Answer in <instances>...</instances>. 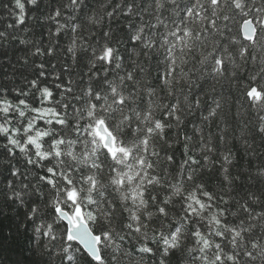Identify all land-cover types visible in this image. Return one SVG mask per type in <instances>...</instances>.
<instances>
[{
    "label": "trees",
    "instance_id": "16d2710c",
    "mask_svg": "<svg viewBox=\"0 0 264 264\" xmlns=\"http://www.w3.org/2000/svg\"><path fill=\"white\" fill-rule=\"evenodd\" d=\"M242 4V8H237L234 0H36L35 4L32 0H0V93L7 92L15 104L18 91L19 99L35 105L39 88L46 86L54 91L51 104L40 105L39 118L55 119L50 109L64 113L62 118L68 123L59 129L50 127V131L62 133L66 140L72 139L73 144L67 145L65 151L72 150L76 159L73 161L65 155L62 161L54 158L52 163L65 172L71 169L69 178L85 193L89 185L82 182V175H93L104 184L107 197L117 204L113 224L122 236L127 235L122 228L125 216L120 214L123 196H127L130 207L145 211L139 200L132 198L133 192L145 188L158 198L155 202L148 201L150 206L146 210L155 213L161 193L171 194L172 185L182 183L188 191L190 185L194 187L198 183L205 186L197 191L201 198L209 190L213 199L206 202L209 216L202 215L203 219L196 223L203 224L210 214L219 216L216 210L223 208L228 225L242 232L233 248L228 228L204 225L202 230L210 241V259L215 254L211 250L219 242L225 256L239 254V264H264V256L255 255L250 260L244 255L259 251L251 248L253 240L264 249V133L257 131L264 117V106L253 109L245 95L253 85L264 88V0H242ZM245 19H252L258 25L252 41L245 40L240 33V24ZM136 35L139 40L133 42L131 37ZM73 41L76 47L70 53L68 49ZM109 45L114 51L111 64L98 59ZM38 48L43 54L37 53ZM48 49L52 50L51 55ZM217 59H223L222 71L217 70ZM128 73L132 74L131 80ZM33 80L37 88H33ZM192 80L197 81L193 85L195 92L188 87ZM113 87L115 93L111 91ZM89 88L92 96L88 94ZM97 91L100 101L93 110ZM25 92L28 95H23ZM201 93L205 94V100L212 95L225 104L226 114L232 120L228 131L220 133L216 121L204 119L206 105L196 108L195 101ZM121 96L123 105L116 103ZM172 104L177 107L169 111ZM20 110L25 116L20 117L13 108L7 127L20 131L30 117L37 119L28 107L22 106ZM89 111H94L93 119L108 120L111 132L118 138L113 140L114 151H119L121 142L129 149L117 157L118 164L103 151V137L93 142L85 136L83 128L90 123L86 117ZM156 120L163 121V133L155 128ZM72 125H78L79 129ZM197 125L201 128L199 135L195 131ZM78 130L79 135H75ZM14 138L20 140L23 136ZM29 155V152L16 151L15 146L0 138V264H61V257L54 253L66 242L63 224L57 227L60 236L52 245V253L45 251L46 241L36 247L31 242L35 225L51 219V202L47 195L41 200L36 194V189L45 192L47 189L38 179L35 158L31 165L26 162ZM223 155L228 156L230 164L222 159ZM189 157H195L198 163L191 164ZM13 167L26 173L27 181L13 177L10 174ZM225 167L228 172L222 171ZM113 170L124 179L118 196L111 186ZM154 176L160 184L149 187L148 181ZM189 176L193 181H188ZM9 181L13 184L11 189ZM24 183L29 184L27 189ZM57 184L60 186L59 180ZM15 191L21 193L20 198L8 199ZM181 197H172L167 220L156 213L152 216L157 231L162 229L167 233L169 227L181 222L184 216ZM96 199L100 200L99 193ZM102 202L107 208L108 200ZM208 203L213 206L210 210ZM33 204L38 213L36 219L29 221L27 216ZM92 209L97 210L98 205ZM24 224L28 225L26 230L21 227ZM194 226L182 227V248L167 257L166 264H202L189 259L192 253L188 250H195L189 234ZM217 231L224 232V237L217 240ZM9 232L11 235L5 238ZM208 232L212 235H207ZM145 236L148 241L157 240L154 245L157 256L140 258L133 253L125 257L121 253L126 264H152L153 261L158 264L161 238L154 237L151 228L132 237L138 240ZM132 237L122 242L127 251H131L136 241ZM117 242H121L118 237ZM79 264L85 261L80 260Z\"/></svg>",
    "mask_w": 264,
    "mask_h": 264
},
{
    "label": "snow or ice",
    "instance_id": "6c2138e0",
    "mask_svg": "<svg viewBox=\"0 0 264 264\" xmlns=\"http://www.w3.org/2000/svg\"><path fill=\"white\" fill-rule=\"evenodd\" d=\"M73 2H75V0H73ZM20 7L22 8L23 5L21 4ZM56 15H59V12H57ZM109 15H111V13H109ZM20 19L22 21L23 17ZM61 27H63V25H61ZM75 31L76 28L74 27L73 32ZM57 33H59V29H57ZM131 40L133 42L138 41L139 35L132 36ZM21 43H23V41H21ZM36 51L37 53L43 54L42 50L39 48ZM68 51L70 52L69 49ZM51 53L52 50L48 49V54L51 55ZM113 55V48L109 45L103 49V53L98 56V59L111 64L113 62ZM216 64L218 65L217 70H221L224 67L223 59H217ZM43 67V65L40 66L41 69H43ZM116 67L119 68L120 65L117 64ZM128 78L131 80V73H128ZM31 83L33 88L38 87L35 80ZM57 87L59 88L60 86L58 85ZM66 90L71 91V89ZM111 91L115 93L116 89L113 87ZM88 94L89 96H92L91 88L88 89ZM23 95H28V93L25 92ZM247 95L257 103H264V88L260 86L253 85L249 87ZM15 96L17 97V100L16 103L13 104L12 100L8 98L7 92L0 93V117L7 118V120L0 119V138L5 139L8 144L15 146L16 151L20 153L29 152L30 155L26 158V162L29 165L32 164L33 158L37 161L35 167L39 170L38 179L42 186L47 189V192L36 189V194L41 200H43L47 195L51 202L49 206L50 215L55 216L58 221L56 227L61 224L66 227V232L64 233L63 238L67 241V244L62 247V252L55 251L54 254L61 257V264H73L74 256L71 245L75 243L77 249L88 256L90 264H104V241L112 240L114 234L106 232L104 235H101L98 232L93 231L91 224L97 215V212L93 211L92 206L97 205V194L105 192V189L100 187L97 177L93 175H82V182H86L89 185L87 193H85L81 187L77 186L75 181L69 178L72 174L71 169H69L68 172H65L62 168H59L57 165L52 163L54 158H57L58 161H62L65 155L70 156L73 161L76 159L72 150L65 151L67 145L73 144L72 139L68 138L66 140L62 133L57 131L53 134V132L50 131V127L51 129H59L63 128L65 124L68 123L62 118L64 113L56 109H50V111L55 113V119L39 118L42 115L40 105L51 104L52 100L55 99L54 91L46 86L39 88V97H42L43 99L38 97L35 105H29L27 101L19 99L21 93L18 91L15 93ZM99 101L100 93L97 91L95 94V100L92 104L93 110L97 107V103ZM116 103L123 105L125 103L123 96L116 100ZM22 106L28 107L32 117H36L37 119L32 120L30 117L28 121L24 122L20 131L16 128L7 127L6 124L10 123L13 116V108H15V111L19 113L20 117L25 116V112L20 110ZM64 107L68 108L70 106L64 105ZM76 110L78 109H74V111ZM210 115L214 116L215 111L212 110ZM94 116V111L86 113V117L90 121V123L85 124L83 128L86 137H91L93 142L99 141L101 137L99 135L98 126H102L103 128L108 129L113 140L118 139L115 134L111 132V127L109 126L106 118L99 117L93 119ZM176 119H180L179 115L176 116ZM204 119L208 120L209 117H204ZM72 126L79 129L78 125ZM159 127L160 125L158 122L157 128ZM148 131L151 132L152 129L150 128ZM75 135H79V130L75 133ZM15 136H23V139H15ZM185 138L187 139V137ZM187 150V146H185V151ZM212 150V148H208V151ZM103 151L108 154L109 158L112 159L114 163L118 164L119 160L117 157L123 155L126 151H129V149H126L121 142L120 149L117 152L114 151L113 148L107 144V142H105ZM12 154L15 155L16 153L12 152ZM85 156H87V153H85ZM204 159L206 160L207 157L205 156ZM222 159L228 164L231 163L227 155H223ZM169 160H172V157H169ZM190 162L193 165L198 163L195 157H193ZM222 171L228 172L229 169L225 167ZM10 174L13 177L19 176L25 181L28 179L26 173L22 174L19 169L15 167L11 169ZM188 178L190 179L191 177L189 176ZM58 180L60 181V186L57 184ZM152 184V180H149V187L152 186ZM111 186L114 192H117L120 188L124 187V179L115 170H113ZM12 187L13 184L9 181L8 188L11 189ZM23 187L27 189L29 184L24 183ZM200 187L202 189L205 188L204 185H201ZM20 196L21 193L19 191H15L7 198L10 200H18ZM165 196L168 197V199H165ZM132 198L134 200L138 199L141 208L145 211L138 212L135 206H129L127 196L122 197L120 203H123L125 207L122 208L121 211L122 213H126L122 228L127 231V235L122 238L118 237L121 242L119 243V246H116V250L112 256L113 260L116 256L121 255L120 247H123L122 242L124 240H130L133 235H138L151 228L154 237L159 236L161 238L159 241L158 264H166V258L175 254L178 249L182 248L181 240L184 238L182 236V227L184 225L195 224L189 233L192 239V244L195 246L194 251L192 248L188 250L192 253L189 257L191 261H202V264H225V261L227 260L228 264H239V254L229 253L225 256L223 254L225 250L219 242H216L214 249L211 250L214 251L215 254L210 259V241L206 238L205 232L202 230L204 225H207L208 228H211L212 225H216L217 227L223 225L225 228H228V230L232 233L231 239L233 248L236 246V237L242 235L241 231H237L236 228L228 225L227 213L223 208L216 210L219 212V216L211 215L210 218L204 220L203 224L196 223L197 221H200L202 215L205 217L209 216V212L206 210V202L213 199L211 191L205 190L203 192V198H201L198 192L192 199H189L187 195L182 196L181 199L184 201L182 204L184 216L180 223H175L173 226L169 227L167 233H165L162 229L157 231V226L152 223L153 217L148 215L149 212L146 211L150 206L148 201H156L158 199L157 196L155 194H150L145 188H140L138 192L132 193ZM169 201H172V197L170 194L165 193L164 196L159 198V206L154 209L156 215L164 217L165 220H167L168 206L170 205ZM222 202L224 204L228 203L227 200H222ZM116 207L117 204L113 203L112 208L109 209L110 217H112ZM212 207L211 203L207 204V209L210 210ZM244 208L245 211H248L247 205H245ZM37 213L38 209L35 204H33L28 213L27 219L29 221L36 219ZM221 217H223V219ZM68 225H71V227H67ZM21 227L26 230L28 225L24 224L21 225ZM74 231H78L79 241H77L76 236L73 235ZM10 235V232L7 233L5 238ZM207 235H212V233L208 232ZM215 235L217 240H219L224 237V232L217 231ZM56 239L57 238L52 225H48L47 230L45 231H41L35 227L31 236V242L34 247L39 246V244L43 241H51L52 244L50 245L46 246V243L43 244L45 251L49 253L53 252L52 245L55 244ZM116 240H113L114 245L116 244ZM156 244V239L148 241L146 236L143 239H138L135 241L131 251H128L129 256L133 253L140 258H151L157 256V248L154 247ZM250 246L252 249L259 251L255 254L251 251L245 252L244 255L248 259L254 260L255 255L264 256V249L261 248V244L257 240L251 241ZM152 264H157V262L153 261Z\"/></svg>",
    "mask_w": 264,
    "mask_h": 264
},
{
    "label": "clouds",
    "instance_id": "9594fccd",
    "mask_svg": "<svg viewBox=\"0 0 264 264\" xmlns=\"http://www.w3.org/2000/svg\"><path fill=\"white\" fill-rule=\"evenodd\" d=\"M36 0H32V3L35 4ZM234 3L236 4L237 8H242L243 4H242V0H234ZM90 19H92V17H90ZM76 47L75 42L73 41V43L69 46V50L70 53L73 51V49ZM222 71V69H221ZM158 83V82H157ZM197 81L196 80H192L188 83V87L190 89H192L193 92H195L196 90L193 88V85H196ZM245 95H247V92H245ZM205 94L201 93L198 95V98L195 101L196 104V108H203L204 105H206V108H204L203 110L205 111V116L204 117H209V121H216V125L219 128L220 133L226 132L230 129V127L232 126V120L231 118L226 114L225 111V104L224 103H220L218 102V100L216 98H214L212 95L208 96V99L205 100L204 99ZM197 102H198V106H197ZM247 103L249 105L252 106V108H256V106L261 105L264 106V103H257L254 100H252L250 97H248L247 99ZM165 108H168V105L165 104L164 105ZM176 105L172 104V108L169 109V111H174V108L176 109ZM214 110L215 111V115L211 116L210 112ZM125 119H128V117H125ZM238 119V117H237ZM159 122L160 127L157 128V123ZM155 128L159 129L161 133H163L165 131V125L163 123V121L161 120H156L155 121ZM195 131L196 133L199 135L201 133V128L199 125H197L195 127ZM257 131L264 133V117L261 118L260 120V126L258 127ZM189 159H191V157H189ZM191 178H188V181H193V177L190 176ZM132 177H129V180L131 181ZM152 182L156 183L157 185L160 184L159 178L158 177H153L152 178ZM98 183H100L98 181ZM201 184H195L194 187H190V190L185 191L184 185L181 183L179 185H172V191H171V197H175V198H180L181 196L187 195L189 199H192L195 197L196 193L198 190H201L202 188L200 187ZM100 187L103 188L104 184L100 183ZM115 195H119V192L117 191V193H115ZM162 196H164L163 193H161ZM100 196V200H97V205H98V209L97 210H93L97 212L96 218L93 220L91 227L93 229V231L98 232L101 235H104L106 232L109 233H113V239L112 240H105L104 241V264H126L125 259L121 258V255H118L115 257V259H112L113 253L116 250V246H119V243L117 242L116 238L120 237L122 238L123 236L116 232V229L114 227L113 224V214L117 213V208H115L114 213L112 214V217L109 216V209L112 208L113 203L111 202V200L107 197V194L105 192H100L99 193ZM165 199H168V197L165 196ZM104 200H108V206L107 208L104 206V203L102 201ZM155 202V201H153ZM172 201H169V203H171ZM125 205L123 203H121V209L124 208ZM121 215L125 216L126 213H120ZM148 215L153 216L155 215V213L153 212H149ZM210 215H214V214H210ZM203 219V217H201ZM58 221L57 218L55 216H51V219H47V220H41L39 221L35 227L40 229L41 231H45L47 230L48 225H52L54 231H55V236L56 238H58L60 236V231L59 229L56 227ZM132 239L135 241L136 237H132ZM241 239H243V237H241ZM113 240H116V244L114 245ZM51 241H46V246L50 245ZM65 244H67V241L65 242ZM74 244V243H73ZM73 244L71 245L72 249H73V256H74V260H73V264H79L80 260L85 261V264H90L89 258L88 256L83 253L80 252L77 247L73 248ZM58 252H62V248H59L57 250ZM120 251L121 253H124V256L127 257L129 256V252L123 248L120 247ZM57 264H60V262H57Z\"/></svg>",
    "mask_w": 264,
    "mask_h": 264
},
{
    "label": "water",
    "instance_id": "95a60500",
    "mask_svg": "<svg viewBox=\"0 0 264 264\" xmlns=\"http://www.w3.org/2000/svg\"><path fill=\"white\" fill-rule=\"evenodd\" d=\"M256 32H257V28L255 23H253L251 20L243 21L240 27V33L245 40L247 41L254 40ZM98 129H99V133L105 138L104 142H107V144H109L111 141V135L109 134V132L102 126H98ZM67 227H71V225H68ZM73 235L76 236L77 241H79L78 231H74Z\"/></svg>",
    "mask_w": 264,
    "mask_h": 264
},
{
    "label": "bare ground",
    "instance_id": "6f19581e",
    "mask_svg": "<svg viewBox=\"0 0 264 264\" xmlns=\"http://www.w3.org/2000/svg\"><path fill=\"white\" fill-rule=\"evenodd\" d=\"M104 144H105V142H104ZM108 145L113 148V139H112V137H111V141H110V143Z\"/></svg>",
    "mask_w": 264,
    "mask_h": 264
}]
</instances>
